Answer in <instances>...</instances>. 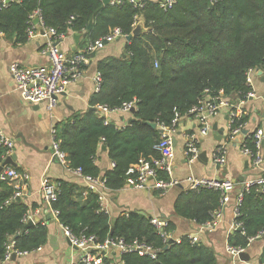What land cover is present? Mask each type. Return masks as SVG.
I'll return each mask as SVG.
<instances>
[{"label":"trees","instance_id":"obj_1","mask_svg":"<svg viewBox=\"0 0 264 264\" xmlns=\"http://www.w3.org/2000/svg\"><path fill=\"white\" fill-rule=\"evenodd\" d=\"M144 2L139 10L126 2L111 6L101 0H13L0 11V32L17 43L27 41L29 17L35 11L40 12L45 27L63 36L84 35L88 42L107 36L115 28L131 36L136 15H141L144 28L150 29L125 42L122 56L98 61L101 85L90 100L92 110L74 116L57 130L68 166L81 169L83 176L102 177L109 191L125 186L128 168L140 158L159 157L153 147L160 133L150 124L170 126L174 110L188 115L207 96L205 91L210 96L220 92L224 97L236 95L244 100L251 91L246 83L247 70L264 68V0H220L215 4L209 0H176L168 11L148 0ZM134 100L137 106L133 121L122 129L111 123L105 125L96 111L97 106L116 109ZM247 120L244 117L240 123ZM246 143L253 149L249 140ZM102 146L114 164L104 174L95 164ZM3 154L0 150V162ZM54 183L57 195L50 208L72 235L94 237L100 245L110 238L113 242H137L159 250L156 260L122 253V264H216L215 253L201 243L191 244L188 236L165 250L166 244L145 215L123 213L110 221L99 207L98 195L71 182ZM12 193V187L0 182V263L11 238L15 250L26 253L40 249L47 241L42 222L24 228L23 218L38 206L29 208L22 201L5 204ZM219 208L220 194L209 189L186 190L175 204L179 217L198 226L211 221L212 213ZM239 212L236 221L241 230L230 234L228 244L246 250L250 239L264 233V191L251 190L244 195ZM169 231L173 233L170 223ZM260 259H264V248ZM114 261L105 257L101 264Z\"/></svg>","mask_w":264,"mask_h":264},{"label":"crops","instance_id":"obj_2","mask_svg":"<svg viewBox=\"0 0 264 264\" xmlns=\"http://www.w3.org/2000/svg\"><path fill=\"white\" fill-rule=\"evenodd\" d=\"M75 33H69L60 41L59 46L66 59L83 50L89 43L84 35L79 40H74ZM124 40H117L107 45L102 51L93 55L89 64L83 68L79 81L70 84L64 95L58 97L57 106L47 110V105L26 103L16 89L9 67L17 63L22 67L48 66V58L41 54L45 43L44 37L39 34L36 38L24 43L15 42L14 38L0 34V126L8 137L14 142V151L11 156H16L15 169L18 172H26L29 177L28 191L21 201L29 208L36 204L38 207L34 213L36 222H42L47 229V241L40 249L28 255L15 258L0 264H72L79 258L80 252L70 245L65 237L62 227L50 211V205L46 204L41 191L44 179L51 182L67 181L85 187L84 181L76 176L70 169L54 161L50 154L52 141L51 131L70 121L74 116H82L91 110L90 100L95 94L94 78L97 75L98 61L109 57H120L124 53ZM252 90L255 97L243 101L242 110L246 113V130L253 132L264 128V80L252 76ZM233 104L240 100L236 95L229 98ZM227 111H223L212 121L217 130L224 129L221 142L217 141L212 129L211 134L200 140L199 148L204 153L203 158L190 164L185 158V136L196 130V121L188 116L179 125L174 140L175 156L171 162L172 176L177 180L187 177L207 178L217 180H231L237 185L246 180L264 176V161L260 169L252 167L246 156L243 155L240 142L226 143V164L218 167L213 160L214 149L225 142L227 136ZM133 115L111 113L109 122L117 129L125 128ZM264 159V141L261 149ZM7 159V158H6ZM5 159V160H6ZM3 160V163L4 161ZM96 166L104 174L113 169L112 162L108 158L107 150L97 154ZM188 190L186 184L171 188L167 193L161 194L154 190H136L123 187L117 191L105 189L104 211L110 221H114L123 213H138L147 218L157 217L166 220L173 226V238L181 239L184 236H196L198 243L203 244L215 253L216 264H259L264 248V239L252 242L245 253L249 256V262H241L229 257L226 253L228 236L233 224V205L239 192V185L230 194L229 203L222 208V217L216 230L200 231V227L194 222L179 217L175 212V204L184 192ZM36 224V223H35ZM108 256L117 263L119 253L115 249L108 250Z\"/></svg>","mask_w":264,"mask_h":264},{"label":"built area","instance_id":"obj_3","mask_svg":"<svg viewBox=\"0 0 264 264\" xmlns=\"http://www.w3.org/2000/svg\"><path fill=\"white\" fill-rule=\"evenodd\" d=\"M103 2V0H101ZM111 6H120L124 2L133 5L137 9H142L145 4L144 0H108ZM151 3L159 5L163 11L171 9L176 0H148ZM220 0H209L210 3L215 4ZM13 0H0V11L6 9ZM38 19V23H35ZM74 18L70 19V22ZM141 20V15H136L133 19L132 28L135 29ZM27 40L36 38L39 34L45 39V43L41 49V54L48 58L49 65L42 67H22L17 63L11 64L9 67L10 75L15 82L16 89L22 96L26 103L38 105L45 103L47 110L51 111L57 106L58 97L66 92L67 87L79 81L82 77L83 68L86 67L90 59L96 53L102 51L107 45L117 41L124 40L126 37L120 29H113L107 36L100 38L94 42H89L86 47L73 55L70 59H66L64 53L59 46L60 41L64 38L59 35L52 28L45 27L42 22L40 12L35 11L28 21ZM0 34H2L0 32ZM127 43V41H126ZM157 67V62L155 63ZM259 69H249L246 72V83L251 89L244 100L255 97L252 90V76ZM264 76V68L260 70ZM95 93H98L101 85L100 74L97 73L94 80ZM205 96L198 102L190 111L188 115H181L176 109L174 110V117L171 125L164 127L156 124V129L160 133L158 142L153 147L154 151L159 154L158 158L149 156L143 157L137 163L131 165L125 174V187L136 190H154L161 194L167 193L171 188L186 184L188 190L198 191L200 189H209L220 194V208L212 213L211 221L199 226L200 231H214L219 225L222 217V208L230 201V194L239 185V192L234 200L233 205V224L229 233L235 230H241V224L236 221L239 217V209L241 207L244 195L251 190H256L258 193L264 191V176H259L250 180L242 181L238 185L231 180H217L207 178L187 177L184 180L174 179L172 176L171 162L174 159V140L181 121L188 116L196 121V130L185 136L184 140V156L190 164L198 161L200 158L199 143L201 139L208 137L212 131V121L215 117L223 111H227V136L225 142L219 144L213 151V160L218 167L226 164V143L232 142L236 137L242 136L243 130H246L245 124L240 123V120L246 117V113L242 110L243 101L240 100L238 104L230 102L229 98L224 97L222 93L210 96L208 91H205ZM136 101H131L122 104L116 109H109L107 106H97L96 111L99 117L104 119V124L109 125L108 115L113 113L130 114L132 109L136 110ZM51 145L50 154L54 161L62 166L70 169L76 176L80 177L86 184V190L98 195V204L102 211H104L105 202V186L104 181L93 179L88 176H83L81 169H71L68 166V156L61 150V141L57 136L55 129L51 131ZM249 140L253 149H250L246 143ZM264 141V128H259L250 132L248 135L242 136L240 148L244 156L247 157L252 167L260 169L263 164V155L261 152L262 143ZM0 150L4 151L1 157L0 167L3 160L11 157L14 151V142L6 135L0 126ZM112 167L114 164L112 163ZM30 177L26 172H18L14 167L5 166L0 173V182L4 183L13 189L12 197L5 203L23 199L28 191ZM41 191L44 201L50 205L55 201L57 195V186L55 183L44 179L41 185ZM86 195V192L84 193ZM52 216L57 219V212L50 208ZM127 216V213H125ZM34 213H28L23 218V224L26 225L30 221H34ZM150 224L156 228L160 237L163 239L166 246L170 245V241L179 243L180 239H174L173 233L169 231V222L166 220L153 217L149 218ZM44 225V224H43ZM61 226V225H60ZM62 227V226H61ZM63 233L71 246L75 247L79 252V258L72 264H101L105 257H108V250L115 249L119 256L122 253H137L140 256L148 257L151 260H156L159 250H155L150 246L134 242L131 245H126L119 240L113 242L110 240L104 244H97L94 237H87L85 235L74 236L69 229L62 227ZM228 236V237H229ZM264 238V233H259L256 237L249 240L251 244L254 241ZM191 244L198 243L196 236H188ZM249 244V245H250ZM226 253L234 260H239V255L245 253V250L240 247H232L229 244L226 246ZM29 253L19 252L14 248V241L12 238L5 247L4 259L2 262H8L13 255L16 258H21ZM240 261V260H239ZM120 263V262H119ZM116 261L113 264H119ZM264 264V259L261 263Z\"/></svg>","mask_w":264,"mask_h":264},{"label":"water","instance_id":"obj_4","mask_svg":"<svg viewBox=\"0 0 264 264\" xmlns=\"http://www.w3.org/2000/svg\"><path fill=\"white\" fill-rule=\"evenodd\" d=\"M108 2H109L108 0H103V4L104 5H108ZM35 23H38V19H35ZM143 25H144V21H143V18L141 17V20L138 23L137 27L133 30L132 35L126 37L125 40L127 42H130L132 38H139V37L143 36V34L148 33L150 31V29H148V28L145 29ZM91 27H92V23L90 22L89 25H88V30H90ZM73 38H74V40H79L80 36L79 35H75ZM255 75L261 77L264 80V76L262 75V72L260 70H257L256 73H255ZM62 95H64V94H62ZM135 112H136L135 109H132L130 111L131 114H134ZM132 121H133V119L130 120L129 123H131ZM150 127L153 128V129H156V124L155 123H152V124H150ZM212 129H213V131L215 133V136L217 138V141L221 142V140H222V138L224 136V129L217 130V127L215 125L213 126ZM249 133H250L249 130H243L242 136L248 135ZM242 136L240 135V136L236 137L235 142H241ZM101 150L102 151H106V147L102 146L101 147ZM204 156H205L204 153H201L200 154V158H203ZM15 161H16V156L15 155L7 158L4 161V163L2 164V166L0 167V173L3 170V167H5V166L15 167ZM102 179H103L102 177L99 178L100 181H102ZM16 201L17 202H21V199H17ZM35 223H37V222L36 221H30V222H28L25 225L24 228L25 229H29L30 227H32L33 225H35ZM112 233H113V230H111V234ZM110 240L111 239L109 238L108 241L110 242ZM174 243L175 242L173 240L170 241V244H174ZM167 249H168V246L165 247V250H167ZM15 258L16 257L13 255L12 260H15ZM239 260L241 262L247 263V262H249V256L246 253H243V254L239 255ZM259 263H261V260L259 261Z\"/></svg>","mask_w":264,"mask_h":264},{"label":"bare ground","instance_id":"obj_5","mask_svg":"<svg viewBox=\"0 0 264 264\" xmlns=\"http://www.w3.org/2000/svg\"><path fill=\"white\" fill-rule=\"evenodd\" d=\"M134 30V29H133ZM132 35V34H131ZM119 264H122L121 262Z\"/></svg>","mask_w":264,"mask_h":264}]
</instances>
